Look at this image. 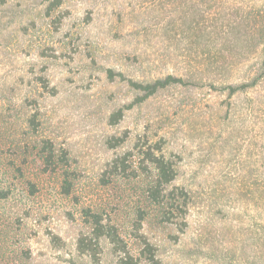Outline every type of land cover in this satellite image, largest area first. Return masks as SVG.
<instances>
[{"label": "rangeland", "instance_id": "rangeland-1", "mask_svg": "<svg viewBox=\"0 0 264 264\" xmlns=\"http://www.w3.org/2000/svg\"><path fill=\"white\" fill-rule=\"evenodd\" d=\"M54 1L0 0V114L21 125L38 113L42 136L69 151L76 174L71 199L43 175L36 197L4 206L30 255L24 264H119L105 239L97 258L79 252L80 238L91 235L81 213L88 206L106 211L138 255L131 223L139 184L109 188L102 177L116 155L146 137L163 142L178 163L176 185L192 197L184 224H164L153 209L140 232L156 243L161 263L264 264V113L248 110V98L260 94L233 98L230 108L205 78L201 87L159 93L112 127L110 114L135 93L106 72L145 81L209 77L225 45L234 56L228 67L253 70L256 48L231 26L250 13L263 20L264 0H61L49 16ZM237 70L223 82L240 81ZM126 132L123 148L107 147Z\"/></svg>", "mask_w": 264, "mask_h": 264}, {"label": "trees", "instance_id": "trees-1", "mask_svg": "<svg viewBox=\"0 0 264 264\" xmlns=\"http://www.w3.org/2000/svg\"><path fill=\"white\" fill-rule=\"evenodd\" d=\"M60 6L61 0H55L48 6L47 14L51 16ZM195 15L202 16L198 11L193 16ZM251 15L250 13L243 17L244 20L236 26H231V30L239 35L243 32L249 42L248 45L256 48L258 54L255 69L237 70L235 67H228L230 58L234 56L232 47L227 45L218 49L216 54L218 65L214 70H209V77L202 74L187 77L168 74L145 81L135 80L122 72L108 69L106 72L109 80L125 82L135 93L130 103L122 105L110 114L108 124L112 127L119 125L127 112L142 106L149 99L168 89L180 86L201 87L205 78L211 80L210 86L215 91L227 95L230 108L234 107L231 102L233 98L247 96L251 92L260 94L257 98H248V110L264 113V95L261 94L264 87V19L258 21ZM170 24L177 25V21H171ZM236 70L242 74L243 78L241 77L240 81L227 84L226 81L223 82L230 79L232 72ZM38 116L35 112L27 116L23 124L17 125L11 120L12 115L0 114V264H24L30 257L28 252L20 247L18 238L20 232L8 211L4 209L5 205L14 203L19 208L18 202L36 197L40 191L38 179L43 175L57 179L60 195L70 199L72 197L76 174L70 169L69 151L55 145L52 139L42 136ZM129 139L127 132L122 136L109 137L107 147L117 151L123 148ZM178 168L177 161L165 154L163 142L152 143L148 137L142 143L138 140L129 151L116 155L108 163L102 182L109 188L122 180L132 185L139 184L138 188L133 187L139 189V200L133 209L131 227L137 232L136 239L141 249L137 256L133 255L119 225L113 222L110 215H106V211L98 210L95 206H88L83 207L81 213L91 229V235L80 238L79 252L97 258L101 250V241L105 239L113 245L114 253L119 256V264H162L156 243L140 232L152 217L153 209L158 212L157 216L164 224H184L182 220L188 215L192 197L185 187L176 185L179 177ZM262 189L264 190V186Z\"/></svg>", "mask_w": 264, "mask_h": 264}]
</instances>
